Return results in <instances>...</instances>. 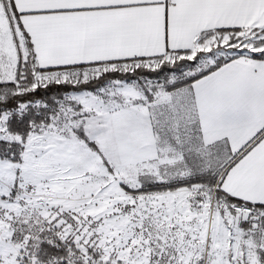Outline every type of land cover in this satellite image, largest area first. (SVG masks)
I'll return each instance as SVG.
<instances>
[{
	"label": "snow or ice",
	"instance_id": "6c2138e0",
	"mask_svg": "<svg viewBox=\"0 0 264 264\" xmlns=\"http://www.w3.org/2000/svg\"><path fill=\"white\" fill-rule=\"evenodd\" d=\"M0 264H264V0H0Z\"/></svg>",
	"mask_w": 264,
	"mask_h": 264
}]
</instances>
